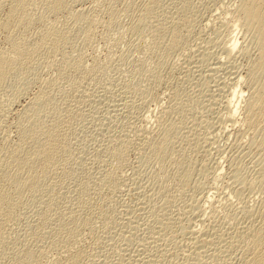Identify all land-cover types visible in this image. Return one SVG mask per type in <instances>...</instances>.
<instances>
[{"label": "rangeland", "instance_id": "rangeland-1", "mask_svg": "<svg viewBox=\"0 0 264 264\" xmlns=\"http://www.w3.org/2000/svg\"><path fill=\"white\" fill-rule=\"evenodd\" d=\"M15 1L0 0V167L30 102L59 134L29 179L0 172V264H242L248 238L229 239L264 166L243 124L261 47L241 0H19L2 28Z\"/></svg>", "mask_w": 264, "mask_h": 264}, {"label": "bare ground", "instance_id": "bare-ground-1", "mask_svg": "<svg viewBox=\"0 0 264 264\" xmlns=\"http://www.w3.org/2000/svg\"><path fill=\"white\" fill-rule=\"evenodd\" d=\"M19 3L20 1L17 0L13 2L12 7L9 6L6 17L4 18L3 23H1L3 26L2 28H5L8 25L10 18H14L19 15ZM240 12L244 14L248 24L256 25V29L259 32V46L261 47V51L258 54L256 61L254 60L252 64L249 63L250 65H248V71H246V75H244L246 77L244 78L243 83L245 82L248 94L244 97L245 103L242 109V114L243 124H245L252 133L256 135L259 134V137L256 141H254V143L250 142L252 143L251 145H255V148L262 154L261 158L263 159L261 160L263 161L264 166V84L255 82L258 75L264 74V0H241ZM78 13L79 12L76 13V16L80 19L86 18L84 16L82 17V13ZM88 19L93 21V18L91 17H88ZM234 22H237V20ZM152 27H150V29ZM155 30L156 29L154 27V30L152 29V31L157 33ZM244 30L248 31L249 26H246ZM176 40L177 36H172L168 41L170 44H174ZM231 40L232 44H230L228 48L226 47V50L228 51L226 52L227 54L233 51L238 42L237 37L235 36H233ZM40 45H42V43ZM12 53L13 50L8 52L0 50V84L12 66L9 59V56ZM239 104L240 103L237 102L233 105V107H231L232 109H229L231 111L229 112V115L227 113L229 118L234 119ZM30 105L28 104V106L25 107L26 109L22 111V113H19L20 115L17 124V132L19 130V134H26V136L21 135L19 137L20 141H18L16 145L9 150V154L11 153L15 155L18 159L17 163L10 161L0 167V172L3 178L18 177L20 175L21 168L25 172L22 177L29 179L34 175L38 168L47 166L50 158L53 159L57 155L58 148L57 143H55V139L59 134L58 129L50 126L52 120L45 122V116L41 113H35L32 109H30ZM162 145L163 144H157L155 148L160 149ZM19 155L22 156L21 159L18 158ZM13 163L15 164L11 165ZM31 183L32 181L24 184L23 186H30ZM261 192L262 196L260 199L261 201L259 200L260 203L257 204L258 207L252 206L246 210H242L245 212V215H247L249 220H251V218L254 219L256 216L255 220L253 221L252 219L249 221V225L247 224L244 228L242 227L239 233H235L237 234L236 236L234 234V238L229 239V242L233 244L237 242L240 237L242 239L245 237L248 238L249 244L246 242L248 244L247 247V244L245 243V247L247 248H245L246 251H244L246 254L244 255V262H242V264H264V187L261 188ZM21 262L22 260L18 261L17 264H20Z\"/></svg>", "mask_w": 264, "mask_h": 264}]
</instances>
